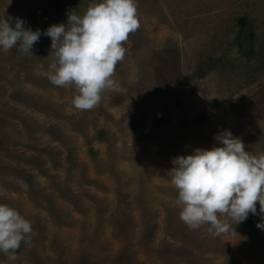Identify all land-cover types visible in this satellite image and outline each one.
<instances>
[{
  "label": "rangeland",
  "instance_id": "rangeland-1",
  "mask_svg": "<svg viewBox=\"0 0 264 264\" xmlns=\"http://www.w3.org/2000/svg\"><path fill=\"white\" fill-rule=\"evenodd\" d=\"M0 264H264V0H0Z\"/></svg>",
  "mask_w": 264,
  "mask_h": 264
}]
</instances>
